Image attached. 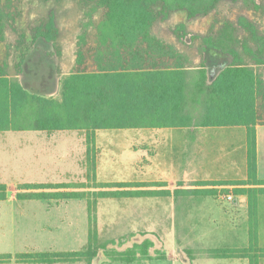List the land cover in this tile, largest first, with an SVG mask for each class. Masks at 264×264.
<instances>
[{
  "label": "rangeland",
  "instance_id": "374dc122",
  "mask_svg": "<svg viewBox=\"0 0 264 264\" xmlns=\"http://www.w3.org/2000/svg\"><path fill=\"white\" fill-rule=\"evenodd\" d=\"M11 11L16 13L14 27L19 31L39 24L50 12L55 15L58 47L39 39L18 78L28 89L60 99V80L75 67L77 40L82 27L89 22L88 4L82 0H14ZM240 17L256 23L264 36V0L224 1L213 13L191 21L183 14H174L167 21L156 22L152 30L155 36L178 47L191 69L204 62L212 79L229 65L231 57L220 50L203 52L206 47L202 39L219 31L225 21L236 25ZM183 22L187 25V36L179 41L181 38L177 37L184 33L176 26ZM17 31L7 26L3 32L6 41L17 42ZM92 34L91 27L88 38ZM240 35L247 34L240 30ZM238 49L245 62L264 79V55L257 56L262 60L255 63V56ZM15 51L16 48L12 55ZM10 69L14 76L16 70ZM195 106L193 120L201 114V107ZM199 127L168 128L157 133L158 136L155 134L158 130L151 128L97 130L89 149L94 155L95 170L85 154L86 132H57L52 137L56 145L49 149L42 143L48 139L40 137L45 135L43 132L0 131V195L6 194L0 200V263H10L17 253L23 252L86 250L90 200L96 201V245L100 247L97 256L92 260L83 256L58 263L21 258L25 264H249L248 259L209 257L213 249L251 247L247 221L235 227L232 224L238 213L251 209L245 195L237 196L239 200L244 198L243 202H233L238 190L250 187L242 185L252 183L246 130ZM198 148L203 152L198 154ZM204 179L221 181V185L211 188L209 182H198ZM164 181L167 185H155ZM34 184L48 188L33 189ZM59 186L86 197L56 201L19 196L62 190ZM168 187L171 192L183 190L169 195L165 190ZM251 189L256 191L251 196L252 208L256 210L263 204L258 199L264 195V185ZM102 192L111 195L101 197L98 194ZM124 193L129 196H121ZM140 193L160 195L139 196ZM206 193L219 199L214 201L221 212L212 217L216 225L207 212L199 214L200 200ZM147 240L152 246L146 247ZM126 256L131 260L123 259Z\"/></svg>",
  "mask_w": 264,
  "mask_h": 264
},
{
  "label": "trees",
  "instance_id": "16d2710c",
  "mask_svg": "<svg viewBox=\"0 0 264 264\" xmlns=\"http://www.w3.org/2000/svg\"><path fill=\"white\" fill-rule=\"evenodd\" d=\"M13 1L0 0V131L86 132L87 161L95 170L94 155L89 149L97 130L185 128L191 125L244 128L252 183L242 185L250 187L238 190L235 195L247 196L251 205V247L230 251L213 249L211 255L248 257L250 264H259L264 250L258 248L256 210L252 208L254 200L251 197L256 191L251 187L264 185V180L257 179L256 132L258 126L264 125V79L245 62L238 48L255 56V63H258L262 59L257 56L264 55V36L256 23L246 17H240L236 25L225 21L219 31L204 35L202 45L206 48L201 47L203 52L220 50L231 57L229 65L210 79L204 62L192 70L183 52L169 41L155 36L152 30L156 22L167 21L174 14H183L191 21L213 13L224 1L236 0H82L89 6L86 14L89 22L82 27L77 40L76 65L60 80V99L30 90L18 78L23 73L24 61L39 39L58 47L55 15L50 12L39 24L27 31H19L14 27ZM7 26L19 31L18 41L14 44L4 38ZM91 27L94 35L88 38ZM176 29L184 33L177 37L182 41L187 36L186 23H180ZM240 30L247 35L239 36ZM220 35L221 40H218ZM14 48L16 51L12 55ZM47 54L50 57L53 53ZM10 68L16 70L14 76L10 74ZM195 104L201 107V114L193 120ZM46 188L43 184H34L33 187ZM61 188L46 193H20L19 196L56 201L86 197L78 191L63 190L68 188L66 186L58 187ZM165 190L167 194L171 193L170 189ZM181 190L175 189L174 194ZM127 194L121 196H129ZM147 194L138 195H160ZM98 195L106 197L111 194L102 192ZM5 197L3 193L0 200ZM95 213L96 201L89 200L90 231L86 250L25 252L16 257L40 263H58L83 256L92 260L100 249L96 245ZM146 242V247L152 246L150 240ZM123 259L131 260L128 256Z\"/></svg>",
  "mask_w": 264,
  "mask_h": 264
},
{
  "label": "crops",
  "instance_id": "0c3cea01",
  "mask_svg": "<svg viewBox=\"0 0 264 264\" xmlns=\"http://www.w3.org/2000/svg\"><path fill=\"white\" fill-rule=\"evenodd\" d=\"M199 128H202V127H199ZM204 128L205 129H211V128H222V127H204ZM223 128H228V127H223ZM229 128H234V127H229ZM151 129L158 130L155 132L156 136H158L157 133L165 132L162 130H165L168 128H151ZM25 131H35V132H39V133L40 132L45 133V135H42L40 137H44L46 139L47 138L49 139V140L47 139L46 141L42 142L43 145H48L49 149L50 148L52 149V147H50V146L56 145L55 144L56 142L53 143L52 137H54L57 132H59V133L60 132H75V131H71V130H59V131H53V132L43 131V130H25ZM17 132H23V131H17ZM166 132H168V131H166ZM256 132H257V179L258 180H264V125L258 126ZM197 133H198V131H197ZM187 134H189V133H187ZM187 144H189V142ZM187 148L189 149V145H187ZM45 149H47V147H44V150ZM202 152L203 151L200 148H198V154H200ZM85 154H86V158H87V146L85 149ZM201 169L202 168H199L198 170H201ZM187 171H188V169H187ZM205 181L209 182L211 184V185L210 184L208 185V187H211V188H213V187L216 188L218 183H219L218 185H221L220 184L221 181H212V180L210 181V179L198 180L199 183H202V182L204 183ZM164 183H165V185H167V181H164ZM199 185H201V184H199ZM186 188H189V187H186ZM168 189H171V188L168 187ZM185 190H188V189H185ZM173 191L174 190L172 189V192L169 195H172ZM215 196L216 195L206 194L205 197H201L202 198V200H200L201 205H199V207H198L199 212H200L199 214H201V216L203 214L201 212H204V213L207 212L209 214V216L211 217L210 221H212L213 225H216L217 223H216V220H212V217L221 212V209L217 206V203H215V201H214V200L218 199ZM241 197H244V196H241ZM212 198H215V199H212ZM258 200H259V202H263V204L261 205V203H260L258 205V209H256V227H257V233H258L257 239H258V244L260 245L261 249L264 250V195L260 196V198ZM243 201H244V198L239 200L237 196L234 197V200H233V202L235 204H238L239 202H243ZM215 204H216V206H215ZM241 205H242V203L239 206H241ZM239 210H241V209H239ZM244 221H247V223H248V241L250 242L251 220H250L249 211L248 212L242 211L241 215L238 213V217L235 219V221L232 222V224L235 227V225L236 226L240 225ZM201 222H205V221L201 220ZM260 235H261V237H260ZM23 253H25V252H23ZM17 254H20V253H17ZM209 257H214V256L210 255ZM214 258H222V257H214ZM235 258H237V259H248V262L250 264V259L248 257H239V258L235 257ZM13 259L14 260L11 261L10 263H0V264H25V260H23V259H20L17 257L13 258ZM191 260H193V259H191ZM263 260H264V256L259 258V264H261V262Z\"/></svg>",
  "mask_w": 264,
  "mask_h": 264
},
{
  "label": "built area",
  "instance_id": "2783aa9c",
  "mask_svg": "<svg viewBox=\"0 0 264 264\" xmlns=\"http://www.w3.org/2000/svg\"><path fill=\"white\" fill-rule=\"evenodd\" d=\"M228 199L232 200V197L231 196H228Z\"/></svg>",
  "mask_w": 264,
  "mask_h": 264
}]
</instances>
